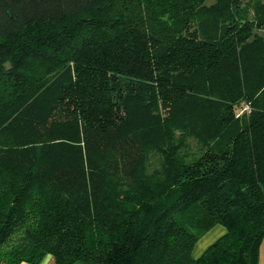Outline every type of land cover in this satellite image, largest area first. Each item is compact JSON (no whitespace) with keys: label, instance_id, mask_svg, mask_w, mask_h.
<instances>
[{"label":"trees","instance_id":"obj_1","mask_svg":"<svg viewBox=\"0 0 264 264\" xmlns=\"http://www.w3.org/2000/svg\"><path fill=\"white\" fill-rule=\"evenodd\" d=\"M262 30L264 0H0V264H258Z\"/></svg>","mask_w":264,"mask_h":264},{"label":"crops","instance_id":"obj_2","mask_svg":"<svg viewBox=\"0 0 264 264\" xmlns=\"http://www.w3.org/2000/svg\"><path fill=\"white\" fill-rule=\"evenodd\" d=\"M225 232V228L220 224L213 225L203 236H201L194 244L191 255L197 258L202 252L213 243L218 237ZM258 264H264V239H262L259 246ZM28 264V263H21ZM39 264H56L55 259L51 254H46Z\"/></svg>","mask_w":264,"mask_h":264},{"label":"rangeland","instance_id":"obj_3","mask_svg":"<svg viewBox=\"0 0 264 264\" xmlns=\"http://www.w3.org/2000/svg\"><path fill=\"white\" fill-rule=\"evenodd\" d=\"M209 1H213V0H209ZM261 33H264V30H262ZM188 140L190 141L191 144H192V143H195V141H194L193 138H189ZM192 147H193V149H195V145H192L191 148H192ZM157 158H158V157H157L156 155H154L153 157H151V158L149 159V161H150V163H151L152 166H156V165H158V159H157ZM208 230H209V229H208ZM208 230H207V231H208ZM207 231H206V232H207ZM206 232H204L201 236H203ZM201 236H200V237H201ZM200 237H199V238H200Z\"/></svg>","mask_w":264,"mask_h":264}]
</instances>
